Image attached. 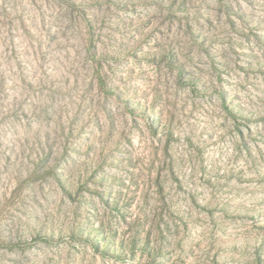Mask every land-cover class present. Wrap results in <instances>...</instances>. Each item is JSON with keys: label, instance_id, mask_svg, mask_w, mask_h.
I'll list each match as a JSON object with an SVG mask.
<instances>
[{"label": "rangeland", "instance_id": "1", "mask_svg": "<svg viewBox=\"0 0 264 264\" xmlns=\"http://www.w3.org/2000/svg\"><path fill=\"white\" fill-rule=\"evenodd\" d=\"M0 264H264V0H0Z\"/></svg>", "mask_w": 264, "mask_h": 264}]
</instances>
